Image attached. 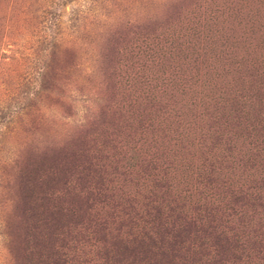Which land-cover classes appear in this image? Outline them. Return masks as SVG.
<instances>
[{
	"label": "rangeland",
	"instance_id": "rangeland-1",
	"mask_svg": "<svg viewBox=\"0 0 264 264\" xmlns=\"http://www.w3.org/2000/svg\"><path fill=\"white\" fill-rule=\"evenodd\" d=\"M0 264H264V0H0Z\"/></svg>",
	"mask_w": 264,
	"mask_h": 264
}]
</instances>
